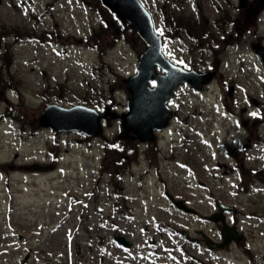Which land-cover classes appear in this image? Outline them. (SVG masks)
<instances>
[{"label":"rangeland","instance_id":"374dc122","mask_svg":"<svg viewBox=\"0 0 264 264\" xmlns=\"http://www.w3.org/2000/svg\"><path fill=\"white\" fill-rule=\"evenodd\" d=\"M99 1L0 0V264H264V67L251 48L264 25L228 43L226 0H140L158 31L174 26L173 61L213 78L176 90L155 149L121 142L109 116L96 137L53 132L38 118L56 96L125 109L122 78L144 43ZM31 162L55 169L33 172ZM216 201L236 208L242 234L221 248L201 239L219 240L222 222L206 217ZM116 233L132 246L115 243Z\"/></svg>","mask_w":264,"mask_h":264},{"label":"water","instance_id":"95a60500","mask_svg":"<svg viewBox=\"0 0 264 264\" xmlns=\"http://www.w3.org/2000/svg\"><path fill=\"white\" fill-rule=\"evenodd\" d=\"M99 2L107 8L109 13L116 15L120 20H125L131 28L133 27L144 43V50L137 57L135 72L122 78V84L129 92V96L126 98L125 111L118 113L105 106L100 112L95 107L85 103L61 105V103L48 102L39 112L38 124L42 127H49L53 132L72 130L83 133V135L96 137V135L103 134L101 118L105 116L115 118L117 116L121 122L122 133L120 136L125 139L129 131H132L139 141L148 143L153 141L157 130L167 127L169 122L167 118L171 111L167 101L172 92L176 90V86L184 83L196 90L200 89L202 84H207L213 78V72L210 70H206V72L195 71L193 68L187 69L172 63L171 59L162 52L163 39L157 32L158 26L154 23L153 16L140 0H100ZM253 49L264 65V44L256 43ZM231 88L233 86L228 88V93L231 92ZM25 167L33 170V172H46L55 169L53 163L31 162ZM199 184L201 185V183ZM166 196L179 210L190 213L194 211L184 200L172 198V193L166 191ZM214 207L216 211L206 216L212 222H222L220 241L216 242L214 246L221 248L232 240L239 241L242 234L234 225L236 218L232 216L236 208L221 203V201H216ZM226 213H230L232 216L231 224L225 220ZM198 233L204 236L202 231H198ZM182 234L184 237L189 235L186 230H183ZM113 235V241L120 247L132 246L131 241L125 235L118 233ZM206 243L207 246L211 247L209 240Z\"/></svg>","mask_w":264,"mask_h":264},{"label":"flooded vegetation","instance_id":"af4514ba","mask_svg":"<svg viewBox=\"0 0 264 264\" xmlns=\"http://www.w3.org/2000/svg\"><path fill=\"white\" fill-rule=\"evenodd\" d=\"M169 2L171 0H168ZM227 2V6H226V9L224 8V12L226 14V18H225V21L224 23L226 25H224V31H225V28H227L228 26H230V30L229 32H226L227 33V37L229 39L228 43H234L236 44V42H239L240 39L242 38V36H245V34L247 33L246 31L249 29L251 30L250 28H255L259 25H264V0H234V1H231V0H226ZM234 13V14H232ZM166 19H167V16H166ZM155 22V21H154ZM175 26H180L178 24L175 23ZM167 27H169L168 25H164V21L161 22V28L160 30L158 31V33L160 34V36H162V47H163V54L170 58L172 63H176L180 66H183V68H187V69H191L193 68L195 71H204L206 72V70H210L208 67L207 68H204V66H201L200 68H194V66L190 65V64H186L183 62V59H180V60H175L173 61V59L168 55L167 53V50L170 48V45H171V38L174 39L176 36H171L168 31L172 30L174 28V26L172 28H169L168 31H167ZM254 30V29H253ZM189 37H192V35L190 34H187ZM205 35V36H204ZM203 36L204 38H207L208 37H211V34L209 32V30L207 29H204L203 31ZM195 38V37H194ZM193 38V39H194ZM192 39V40H193ZM169 41V42H168ZM209 42H212L213 41H209ZM202 43V42H201ZM200 43V44H201ZM256 43H263L264 44V41H261V40H256V42L252 41V51L253 53L254 52V49H253V46L256 45ZM204 45H208L207 42L203 43ZM202 44V45H203ZM211 50V47L208 48ZM212 51H213V48H212ZM256 55V53H255ZM257 57V55H256ZM258 58V57H257ZM259 59V58H258ZM260 61V60H259ZM262 63V62H261ZM264 66V65H263ZM211 71V70H210ZM213 72V71H212ZM204 85V84H202ZM201 85V87H202ZM206 85V84H205ZM181 86H184L185 88L188 87L192 90H195L197 91L194 87L192 86H189V85H185L184 83H180L176 86V90H178ZM232 86V85H230ZM229 86V87H230ZM201 89V88H200ZM175 91L172 92V94L168 97L169 100L167 101L168 103V106L171 108V105H170V100L172 99V97L175 95ZM125 110V109H124ZM122 110V111H124ZM174 112V109L171 108V111H170V114L168 116V124L167 126L169 125V123L171 122V117H172V113ZM113 118V117H112ZM115 121H117L119 123V126L121 124V122L119 121V118L116 116L115 118H113ZM101 122H102V118H101ZM103 123V122H102ZM103 127V126H102ZM121 129V127H120ZM165 130H167V127L166 128H163L161 130H157L156 133H155V138L153 139V141H150L148 143L146 142H142V141H139L136 136H135V133H133L132 131H129V133L127 134V138L124 139V137L120 136L121 133L118 135L117 134V137L120 139H123L124 141H127V139H129V141H135L139 143V145H142V146H145L146 148H148V146H151L153 145V148L155 149L156 148V145L158 144V142H160V134L162 135V133L165 132ZM145 149V148H144ZM166 191V190H165ZM172 198H175L173 195H172ZM186 202V201H185ZM195 211V210H194ZM193 211V212H194ZM192 214V213H190ZM207 236V235H206ZM186 238H191L189 236H187ZM202 241H204L206 243L207 240H209L211 242V247H214V244L220 240V237H219V240H212L210 239V237L207 236L204 237V238H201ZM197 238L194 237V238H191V241H196ZM233 241V240H232ZM207 245V243H206ZM210 247V246H208Z\"/></svg>","mask_w":264,"mask_h":264},{"label":"trees","instance_id":"16d2710c","mask_svg":"<svg viewBox=\"0 0 264 264\" xmlns=\"http://www.w3.org/2000/svg\"><path fill=\"white\" fill-rule=\"evenodd\" d=\"M197 27H199L200 28V26H197ZM199 28H195V30L193 31V33H196L197 35H201V32L203 33V27L201 28V29H199ZM1 75H0V83L3 81V80H1ZM57 97V96H56ZM54 98V102H56V103H60V99L59 98ZM87 136V135H86ZM121 142H124V140L123 139H119ZM126 142V141H125ZM120 144V143H119ZM110 145H112V146H114L115 144L112 142ZM118 147H120V148H122L120 145L118 146ZM123 156V155H122Z\"/></svg>","mask_w":264,"mask_h":264},{"label":"snow or ice","instance_id":"6c2138e0","mask_svg":"<svg viewBox=\"0 0 264 264\" xmlns=\"http://www.w3.org/2000/svg\"><path fill=\"white\" fill-rule=\"evenodd\" d=\"M251 115L255 116V115H256V113H251Z\"/></svg>","mask_w":264,"mask_h":264}]
</instances>
